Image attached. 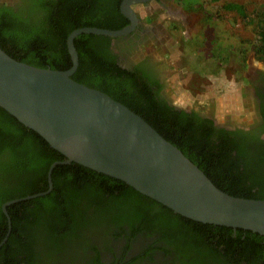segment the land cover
Instances as JSON below:
<instances>
[{
  "label": "trees",
  "instance_id": "trees-1",
  "mask_svg": "<svg viewBox=\"0 0 264 264\" xmlns=\"http://www.w3.org/2000/svg\"><path fill=\"white\" fill-rule=\"evenodd\" d=\"M122 2L0 3V46L19 62L69 70L73 65L67 45L70 34L86 27L125 28L130 20L121 13ZM260 11L256 15L261 17L259 23L253 21L260 30L256 53L264 60V5ZM114 39L118 38L77 37L80 61L73 79L140 115L222 191L264 200V139L219 130L210 119L170 107L156 78L138 67L126 69L119 64L112 50ZM64 160L42 136L0 108V244L9 230L3 205L48 191L51 165ZM52 181L53 190L47 195L7 207L12 231L0 248V264H81L86 259L99 263V252L97 258L88 255L90 248L98 251L90 247V238L109 233L120 237L128 232L126 227L130 239L141 232L157 236L159 249L167 256L175 254L180 264H264V237L260 234L184 218L125 182L77 163L57 165ZM151 250H155L153 246L145 255ZM138 260L140 257L132 259L131 264Z\"/></svg>",
  "mask_w": 264,
  "mask_h": 264
},
{
  "label": "water",
  "instance_id": "water-1",
  "mask_svg": "<svg viewBox=\"0 0 264 264\" xmlns=\"http://www.w3.org/2000/svg\"><path fill=\"white\" fill-rule=\"evenodd\" d=\"M147 1L122 2L121 13L131 24L121 30L86 27L73 31L67 40L73 63L69 70L19 62L0 46V108L66 157L51 165L48 191L3 205L9 230L0 248L12 231L7 207L50 193L54 168L71 163L121 180L184 218L264 237V200L222 191L140 115L106 93L73 79L80 61L75 39L82 34L112 38L130 34L139 20L133 6Z\"/></svg>",
  "mask_w": 264,
  "mask_h": 264
},
{
  "label": "rangeland",
  "instance_id": "rangeland-1",
  "mask_svg": "<svg viewBox=\"0 0 264 264\" xmlns=\"http://www.w3.org/2000/svg\"><path fill=\"white\" fill-rule=\"evenodd\" d=\"M263 5L264 0H153L138 7L143 18L153 20L144 19L150 36L132 55L162 64L164 93L176 105L249 125L256 114L252 117L255 105L245 77L264 72L256 53L261 18L256 15Z\"/></svg>",
  "mask_w": 264,
  "mask_h": 264
},
{
  "label": "flooded vegetation",
  "instance_id": "flooded-vegetation-1",
  "mask_svg": "<svg viewBox=\"0 0 264 264\" xmlns=\"http://www.w3.org/2000/svg\"><path fill=\"white\" fill-rule=\"evenodd\" d=\"M124 1V0H123ZM158 2V0H156ZM153 0H149L142 4H136L133 9L137 12L139 20L135 29L128 35L123 37H118L114 39L111 43L113 52L118 56L119 64L126 69H133L138 67L139 70L145 71L150 77L156 78L161 96L166 101L170 107L175 108L179 111H186L187 113H197L202 118H207L212 120L214 127L224 129L230 132L241 133L244 132L248 135H254V137H259V139H264V72L256 71L254 76L245 77L247 81L248 92L251 93L252 103L255 105V111H253L252 117L256 114V120L249 125H240L232 123L230 121H220L212 114H208L204 111H200L194 108H186L176 105L172 99H170L164 93L165 83L162 64L156 62L151 56H143L141 58H134L133 53L139 49L144 42L142 40L150 36L149 26H143L144 19L147 22H152L153 18L150 15H145V18L139 12V6L147 7ZM14 4V3H13ZM122 5V4H121ZM131 24V22H130ZM129 24V25H130ZM128 25V26H129ZM127 27V26H126ZM161 64V65H160ZM158 88V86H156ZM251 117V119H252ZM127 229V233H121L120 237H116L114 233H109L108 235L97 236L93 235L89 240L90 247L95 246L98 251H94L92 248L89 249V254H93L98 257L97 252H99V263H89V259L84 260L81 264H131L132 259L140 257V260L136 264H161L167 262L168 264H180L181 262L177 260L175 254L165 255L159 247L161 244L155 243L158 239L157 236H149L145 232L137 235L133 239H130V231ZM112 232V231H111ZM130 240V241H129ZM159 240V239H158ZM130 242L129 248L127 245ZM160 243V242H159ZM155 250H151L149 254L146 251L152 247ZM142 255V257H141ZM134 264V263H133Z\"/></svg>",
  "mask_w": 264,
  "mask_h": 264
},
{
  "label": "crops",
  "instance_id": "crops-1",
  "mask_svg": "<svg viewBox=\"0 0 264 264\" xmlns=\"http://www.w3.org/2000/svg\"><path fill=\"white\" fill-rule=\"evenodd\" d=\"M222 1V0H221ZM220 2V1H219ZM231 5H234V3L230 4L229 8L231 7ZM235 7V6H234Z\"/></svg>",
  "mask_w": 264,
  "mask_h": 264
}]
</instances>
